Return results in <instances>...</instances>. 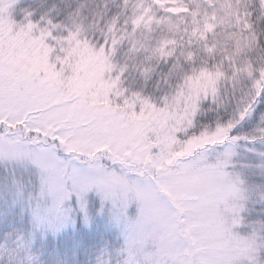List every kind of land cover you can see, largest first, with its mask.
<instances>
[{"label": "snow or ice", "instance_id": "obj_1", "mask_svg": "<svg viewBox=\"0 0 264 264\" xmlns=\"http://www.w3.org/2000/svg\"><path fill=\"white\" fill-rule=\"evenodd\" d=\"M66 8L0 0V219L19 213L31 224L0 231V264H47L37 241L77 209L87 224L93 192L124 226L115 264H264V217L246 215L257 189L252 203L264 206V182L249 180L264 178V90L202 123L199 108L170 114L123 75L99 92L78 89L65 60ZM199 104L221 110L207 96ZM97 264H113L112 253Z\"/></svg>", "mask_w": 264, "mask_h": 264}, {"label": "trees", "instance_id": "obj_2", "mask_svg": "<svg viewBox=\"0 0 264 264\" xmlns=\"http://www.w3.org/2000/svg\"><path fill=\"white\" fill-rule=\"evenodd\" d=\"M63 4L67 5L62 28L68 51L77 47L105 53L109 77L121 80L123 75V83L129 88L154 93L165 102H174L180 94L187 93L188 81L201 78L203 72L212 74L213 92L207 97L217 101L221 110L215 111L216 104L201 107L199 101L204 97L201 96L197 108L202 113V123L217 116L226 119L237 102L246 99L251 91L259 95L264 90V0H237V6L231 12L221 0H216L212 9L201 7L198 12L200 22L210 20L212 26L211 32L200 26L201 32L197 36L188 34L189 21L168 22L166 16L155 11L147 0H63ZM243 4L248 8L240 11ZM151 14L165 23L161 22L163 27L143 24L140 17ZM254 81L256 87L252 85ZM143 99L160 108L147 96ZM261 104L264 105V101ZM258 118L259 113H255L252 122H242L240 130L248 131ZM256 147L259 149L260 145ZM250 182L261 183L264 178L257 172ZM249 206L253 210L249 219L264 217V211H261L264 206L257 209ZM87 215L89 217L91 213L87 212ZM15 227L31 226L25 220L20 222L18 217ZM92 230L94 236L90 237L88 233L87 239L93 243L95 238L103 236L104 228L94 226ZM79 232L78 238L83 237V231ZM51 248L52 245L42 255V260L48 262L49 251L55 250Z\"/></svg>", "mask_w": 264, "mask_h": 264}, {"label": "rangeland", "instance_id": "obj_3", "mask_svg": "<svg viewBox=\"0 0 264 264\" xmlns=\"http://www.w3.org/2000/svg\"><path fill=\"white\" fill-rule=\"evenodd\" d=\"M221 1L227 6L229 12L232 11V8L237 6V0ZM259 1L261 2V0ZM147 2L155 9V11L165 15V20L168 22L184 23L189 21L188 34L190 36H197L198 32H201L200 26L202 28H209V31L211 32V21L207 20L205 22H200L198 12L201 7L204 6L208 9H212L216 4V0H193L189 2H186L185 0H147ZM246 6L247 4L241 5L240 11L248 8ZM235 17L237 16H234V18ZM140 19L145 26L155 24L158 28L163 27L161 24L163 21L154 18L152 14L148 16L142 15ZM163 24L165 23L163 22ZM205 37L203 40L207 42L208 39ZM167 40H170V38H167ZM163 44H165V41H163ZM240 45H242V42H240ZM100 52L101 51L96 52L90 51V49L87 48L77 47L71 50V52H67L65 60L71 59L76 72V76L73 79L74 87L83 91L99 92L104 85L111 80L120 81L115 77H109V67H107L105 63L106 54ZM245 70L248 72L247 69ZM200 75L201 78L198 77L187 82V93L180 94L179 99H174V102H165L164 110H168L170 114L178 113L183 115L185 112L193 111L197 108L201 96L205 97L208 94L212 95V74L203 72ZM244 78L245 80L248 79V77ZM252 85L253 87H256L257 82L254 81ZM104 102L106 103L107 100ZM145 102L148 104L150 110L159 109L153 107L148 100H145ZM2 172L3 169L0 168V173ZM256 173V171L250 172L249 180L250 178H254ZM258 192L259 190L257 189L255 192L250 193L251 200L249 201V205L251 204L252 207L256 209L260 208L261 204H253L252 201L258 199ZM3 206V203L0 202V207ZM252 211H250V213ZM87 212L91 213V216L88 217L87 224L84 222V212L77 209L72 212L70 221L59 233L55 235L48 233L45 238L37 241V249L42 255L48 251L51 245L53 246L51 249H55L54 252L49 251L50 258L47 264H97L99 257L107 258L109 253H112L113 263L116 261L117 256L115 250L123 244L124 226L123 224H117L113 219L110 202H106L103 206V210H101L100 197L95 192L90 193L88 196ZM137 214V205L133 202L128 208V215L134 218ZM246 215H248V218L251 216L249 213ZM18 217L20 222H24L25 220L31 226L27 217H22L19 213H11L6 218L0 219V231L5 230L6 228L15 227ZM94 226L103 227L104 230L103 236H99L98 239L95 238L96 241L94 240L92 243V241L87 238L88 233L90 237L94 236L95 231L92 230V227ZM81 230L83 231V237L78 238L79 231ZM51 242H53V244Z\"/></svg>", "mask_w": 264, "mask_h": 264}]
</instances>
